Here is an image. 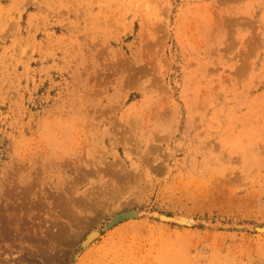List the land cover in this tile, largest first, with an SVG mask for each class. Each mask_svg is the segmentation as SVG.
<instances>
[{
  "label": "rangeland",
  "instance_id": "1",
  "mask_svg": "<svg viewBox=\"0 0 264 264\" xmlns=\"http://www.w3.org/2000/svg\"><path fill=\"white\" fill-rule=\"evenodd\" d=\"M0 264H264V0H0Z\"/></svg>",
  "mask_w": 264,
  "mask_h": 264
},
{
  "label": "bare ground",
  "instance_id": "2",
  "mask_svg": "<svg viewBox=\"0 0 264 264\" xmlns=\"http://www.w3.org/2000/svg\"><path fill=\"white\" fill-rule=\"evenodd\" d=\"M93 234H94V233H93ZM93 234H92V235H93ZM92 235H91V236H92ZM86 237H88V235H87ZM90 238H91V237H90ZM85 240H86V239H85Z\"/></svg>",
  "mask_w": 264,
  "mask_h": 264
}]
</instances>
